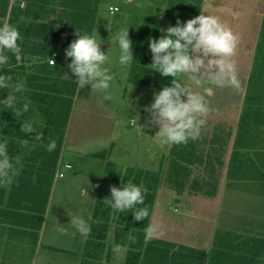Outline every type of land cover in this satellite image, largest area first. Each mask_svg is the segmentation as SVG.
Here are the masks:
<instances>
[{
	"label": "rangeland",
	"instance_id": "1",
	"mask_svg": "<svg viewBox=\"0 0 264 264\" xmlns=\"http://www.w3.org/2000/svg\"><path fill=\"white\" fill-rule=\"evenodd\" d=\"M158 1L99 0L91 35L97 33V38L101 41L100 50L106 52L104 66L113 77L108 89L96 92L87 86L78 88L68 76L69 70L59 66L55 57L50 58L54 61L53 65L48 61L46 63L49 66L56 65L59 69L58 77L69 80L65 84L60 83L62 79L54 77V83H50L51 86L57 85L56 88H59L63 98L60 101L61 117L64 112L68 116L58 155L54 186L49 190L50 194L54 193L53 199L44 218V228L40 232V264L45 261H51L50 264H81L78 253L80 244L76 247L70 245L68 224L69 218L74 215L64 204L68 203L66 200L73 199L72 190L66 189V182L74 176L69 182L75 184V199L81 194L79 187L85 186L86 197L91 198L92 195V200L94 197L96 201L100 186L107 177L108 163L121 167L122 173L126 168L158 172L159 180L155 186L148 218V223L151 222L156 228L153 238H166V242L176 246L205 252L215 245H225L224 236L228 233L236 236L238 241L252 245L255 240H264L258 235L264 234V189L259 186L260 182L246 179L232 182L227 180L226 175L229 155L241 127L242 116H251L258 105V92L263 88V75L258 78V71L263 69L264 63V0H207L208 5L202 12L193 11L189 16L192 18L198 14H215L239 36L234 56L241 82L239 90L216 88L208 84L197 86L188 81L197 91L210 88L207 97L210 110L205 117L204 129L211 131L216 126L231 134L229 144L223 147L224 165L219 181L215 184L216 193L213 197L188 193L185 189L176 188L170 181L166 169L171 145L160 142L155 134L157 126L147 123V114L144 111L151 102L152 93L158 90L130 83L128 78L131 65L124 67L118 61L119 47L115 36L120 29L129 27L128 35L133 54L139 28L145 17H150L158 30L170 25L164 17L165 8L158 9L155 6ZM198 1L190 0L193 8L198 7ZM200 3L199 8L202 5ZM27 115L19 123L31 120L35 122L37 132L43 128V117H39L34 111ZM135 115H138V120ZM0 117V132H3L8 119L4 116L2 120L1 115ZM249 121L251 124L252 120ZM140 125L144 127H138ZM259 127L264 128L262 124ZM242 137L241 143L244 147L240 150L243 152L253 154L255 150L264 151V135L254 140L246 139L245 134ZM191 172L193 177L201 174L202 170L192 166ZM110 217L114 224L113 210ZM110 230L109 223L103 242L102 263L107 261L108 264H124L127 247L113 245L111 237L108 236ZM106 252L110 254L109 260L105 257ZM117 252L119 259L115 258Z\"/></svg>",
	"mask_w": 264,
	"mask_h": 264
},
{
	"label": "trees",
	"instance_id": "2",
	"mask_svg": "<svg viewBox=\"0 0 264 264\" xmlns=\"http://www.w3.org/2000/svg\"><path fill=\"white\" fill-rule=\"evenodd\" d=\"M200 1L197 2L198 5ZM65 4L70 9V16L68 26L65 23L64 28L51 22L47 25L29 24L24 26L19 24L16 26L21 35V39L18 41L21 48L20 55H34L41 58L39 61L44 58L46 63L49 61V57L54 55L56 63L68 69L67 63L70 58H65L64 49L71 40L75 39L74 31L77 33L87 32L91 35L99 0H65ZM155 6L158 9L165 8L164 17L170 25H174L175 22L173 21L177 18L181 19L180 21L183 23L189 19L191 12L199 10V6L193 8L190 0H159ZM158 31L150 17L147 16L143 19L135 42L132 54L134 60L128 78L129 82L136 86H149L159 90L161 86L170 84L168 77H161L159 73L151 70L149 65L151 54L148 49L147 38H156L159 36ZM263 49L262 51H264ZM11 59L12 61H10ZM14 60L15 55L9 53V63L4 67L14 65ZM41 68V65L36 66L33 72L42 74L43 69ZM48 68L46 72L50 74L51 78H59V69L56 65ZM258 74V78L263 75V88L258 92L260 94L256 98L258 105L250 117L247 114L242 116L241 127L229 155L226 175L227 180L232 182L245 179L260 182L259 186L264 189V151L255 150L253 154H250L240 150L244 147V144L241 143L243 134L246 135V139L250 140L264 135V128L259 127L260 124L264 126V63L263 69H260ZM69 76H71L70 72ZM22 80L25 82V88L22 92L16 93L18 106L28 103V110L17 114L11 113L2 106L0 108L2 120L4 116L8 119L6 120L7 126H5L7 129L3 130L2 135L0 134V143L6 144L11 158L17 157L21 151H27L18 162L20 171L13 182L16 186L22 187L23 189H20L23 192L19 193L17 189L12 191L9 194L7 204L9 207L18 208L17 204L10 206L13 195H16L17 199L20 196L28 202L32 196L36 199L35 204L26 206L27 210L39 211L40 214H43L57 166L68 114L64 112V116L61 117L62 105H60V101L63 98L59 88H56L57 85L50 86L49 83L37 79V75H34L33 78L23 77ZM15 81L12 78L11 83ZM60 82L63 83L62 80ZM64 83L68 82L65 81ZM10 91V87L0 89V99L6 97L7 92ZM30 111H34L39 117H43L45 122V126L37 132L36 136L34 132L25 135L20 128L19 122L28 117L27 113ZM249 119L252 120L251 124ZM209 131L203 127L201 135L196 140H189L186 144L171 145L166 171L176 188L185 189L191 194L213 197L216 193L215 184L219 181L224 165L223 147L225 148L229 144L231 134L226 131L223 132L221 128L216 126ZM53 139L56 146L54 150L49 152L46 150V145ZM32 140L39 144L30 146L28 142ZM192 166L201 169L202 173L191 177ZM34 172L33 178L31 173L34 174ZM106 174L107 177L100 186V193L97 195L92 210L91 232L89 233L91 238L93 233L100 235L101 239H104L106 235L107 223L110 221L113 209L108 199L105 198L109 196L111 186H117V184L120 186L121 182L127 183L129 181L134 184H143L146 189L144 202L138 207H147L149 213L154 200L155 186L159 180L158 172L151 173L126 168V171L122 173V168L112 163L106 165ZM27 188H31L32 192H26ZM114 213L116 226L114 243L118 246L127 247L124 264H264V240H255L252 245L248 242L238 241L236 236L228 233L224 236L225 245H215L211 250L205 252L186 246H176L173 243L155 238L145 241V229L148 225L149 214L144 220L135 221L130 211H114ZM258 235L264 238V234L259 233Z\"/></svg>",
	"mask_w": 264,
	"mask_h": 264
},
{
	"label": "clouds",
	"instance_id": "3",
	"mask_svg": "<svg viewBox=\"0 0 264 264\" xmlns=\"http://www.w3.org/2000/svg\"><path fill=\"white\" fill-rule=\"evenodd\" d=\"M128 28L118 31L115 40L119 47L118 61L121 66L128 67L134 58L131 50V40ZM161 35L156 38L148 37V49L151 54V70L161 77H168L170 84L161 86L152 93L149 105L144 108L148 124L156 125L155 134L164 145L186 144L189 140H196L206 124L209 112L207 97L210 88L197 91L188 83L199 86L208 84L216 88H232L239 90L241 82L237 75L234 56L239 42L238 34L215 14H198L185 20L179 19L174 25L159 29ZM75 32V39L71 40L64 49L65 58H70L67 68L78 88L92 89L99 92L109 87L112 75L105 67L106 52L100 50L98 35L87 32ZM21 39L19 30L12 24H0V66L9 63V53L20 57ZM54 63L52 59L49 61ZM12 82V76L0 71V89L11 88L6 97L0 99V106L20 114L28 110V103L18 106V96L25 88V82L17 79ZM137 120L138 115H135ZM136 120V123H137ZM138 127H144L140 125ZM20 128L26 135L37 129L34 121L26 120L20 123ZM55 140H50L46 150L55 149ZM20 171L18 162L8 154L7 146L0 143V181L11 182ZM81 194L87 188H80ZM146 189L143 184L121 182L120 186H111L107 198L111 208L116 212H131L135 221L144 220L148 216L147 207H138L144 202ZM71 224L81 236L87 238L91 227L83 216H73ZM156 228L149 225L145 229V241L153 238Z\"/></svg>",
	"mask_w": 264,
	"mask_h": 264
},
{
	"label": "crops",
	"instance_id": "4",
	"mask_svg": "<svg viewBox=\"0 0 264 264\" xmlns=\"http://www.w3.org/2000/svg\"><path fill=\"white\" fill-rule=\"evenodd\" d=\"M200 2H202V5L199 10L202 12V9L208 5V1L202 0ZM200 4L198 5L199 7ZM69 16L70 9L66 6L65 0H0V24L8 23L16 27L19 24H23L24 26L29 24L47 25L49 22H51L53 24L56 23L59 27L64 28L65 23H67V26L69 24ZM53 57L54 55L49 57V59ZM40 59V57L30 54L23 56L20 55L19 58L15 56L14 65L12 64L9 67L0 66V71L10 74L15 80L22 79L23 77L33 78L34 75H37V79L41 80L42 82L49 84L54 83V79L51 78L50 74L46 72L49 69V66L46 64V60L42 58V60L39 61ZM10 61H12V59ZM40 65L42 66L41 69H43V73H34V68ZM57 79H62V82L69 81L65 78ZM4 129H7V127H4L3 130ZM0 134L2 135V132H0ZM28 144H30V146H36L39 143L32 140L29 141ZM26 152L27 151L25 150L21 151L17 157L13 158V160L19 162L20 158H22ZM31 175V177L34 178L35 172L34 174L31 173ZM54 175L55 172L53 174L50 189L54 186ZM73 177L74 176L69 178L66 182V189L72 190L71 198L73 200H66L65 202L68 203L64 204V206L66 209L71 210L70 212H72L74 216H76L77 213L78 216H83L88 219V222L91 225L92 210L95 204V198L93 197L92 200L91 194V198H89L86 197V194L82 195L79 193L80 196L78 199H75V188H73L75 187V184L71 181L69 182V180H72ZM13 182L14 179L11 182L0 181V264H40L38 261L39 241L41 238L40 232L42 231V228H44V218L49 212V207L52 203V196L54 193L51 192L50 194L49 191L43 214H40L39 211L37 212L27 210L26 206H32L35 204L36 199L34 197L32 198V196H30V202H28L26 199H23L20 196L17 199L16 195H13V199L10 201V206L17 204L18 208L9 207L7 204V201L9 200V194H11V192L16 189L19 191V193L23 192V190L20 189L22 187L16 186V184H13ZM80 188L81 187H79V189ZM26 192H32V189L27 188ZM71 218H69L70 221L68 224V233L71 240L70 245L76 247L80 244L78 253L80 255L79 260L81 261V264H108L107 261L102 263V254L104 250L103 242L105 238L101 239V236L97 233H93L91 235L92 238L89 237V234L87 238L81 236L72 226ZM109 223L111 230L108 232V236L111 237L112 244L116 245L114 243V231L116 226L115 224L111 223V218L107 224ZM148 224L151 225V222ZM163 240L167 241L168 239L163 238ZM105 257L109 260L110 254L106 252ZM119 257V253L117 252L115 258L119 259ZM50 263L51 261L43 262V264Z\"/></svg>",
	"mask_w": 264,
	"mask_h": 264
},
{
	"label": "built area",
	"instance_id": "5",
	"mask_svg": "<svg viewBox=\"0 0 264 264\" xmlns=\"http://www.w3.org/2000/svg\"><path fill=\"white\" fill-rule=\"evenodd\" d=\"M49 61H50V60H49ZM49 61H48V63H49L50 65H53V64H51Z\"/></svg>",
	"mask_w": 264,
	"mask_h": 264
}]
</instances>
